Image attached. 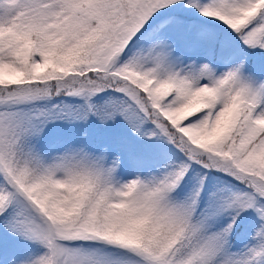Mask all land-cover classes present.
Masks as SVG:
<instances>
[{
  "label": "snow or ice",
  "instance_id": "snow-or-ice-1",
  "mask_svg": "<svg viewBox=\"0 0 264 264\" xmlns=\"http://www.w3.org/2000/svg\"><path fill=\"white\" fill-rule=\"evenodd\" d=\"M0 264H264V0H0Z\"/></svg>",
  "mask_w": 264,
  "mask_h": 264
}]
</instances>
